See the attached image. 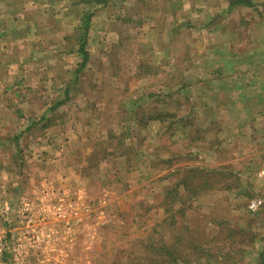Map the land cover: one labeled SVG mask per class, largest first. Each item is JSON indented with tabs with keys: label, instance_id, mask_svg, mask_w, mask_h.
<instances>
[{
	"label": "rangeland",
	"instance_id": "1",
	"mask_svg": "<svg viewBox=\"0 0 264 264\" xmlns=\"http://www.w3.org/2000/svg\"><path fill=\"white\" fill-rule=\"evenodd\" d=\"M30 2L33 33L4 17L17 35L0 56V225L29 213L47 240L54 217L57 240L37 260L15 238L8 264H129L150 233L188 229L183 244L219 237L200 264L261 262L264 0H109L81 71L86 4ZM201 174L222 180L197 191Z\"/></svg>",
	"mask_w": 264,
	"mask_h": 264
},
{
	"label": "trees",
	"instance_id": "2",
	"mask_svg": "<svg viewBox=\"0 0 264 264\" xmlns=\"http://www.w3.org/2000/svg\"><path fill=\"white\" fill-rule=\"evenodd\" d=\"M82 3L86 4V15H84L82 21H84L83 26L81 27L82 32L79 35V47L78 52L83 55V61L79 65V70H83V68L87 65L89 59H90V52L86 48L87 41H88V35H89V27L92 23V18L95 15V11L93 8H96L97 6H106L108 5L109 0H80ZM240 3L244 5H251L253 2L251 0H240ZM70 89L67 88L65 90L66 96L69 95ZM67 100V99H66ZM66 100H60L57 102L49 111H54L58 109L62 104L65 103ZM44 119H47V115H43ZM158 119V118H156ZM16 142L19 143V137L16 138ZM127 155L126 151L122 152L121 156L124 158V156ZM107 159V156H104L101 158V161H105ZM201 180L200 186H195V189L197 191L207 190L208 187L214 186L217 184V182H220L222 180V177L215 178L213 176H210L209 174H201V176H197ZM175 222V221H174ZM163 223H161L159 226H163ZM157 231V230H156ZM189 229L186 231L188 232ZM185 232V233H186ZM194 231H190V233H193ZM183 231H180V233H177L175 235V238L173 241H168L166 238L161 239L159 241V236H164V234H160L158 236H155L153 234H149L146 239H141L138 241V250L135 254L130 252V256H134L132 259H130L129 264H200L201 262L197 261V259L201 258L200 256L196 255L198 249L204 245H209L211 242H213L215 239H218L219 237H209L206 233H202V240L195 244H190L195 240V236H192V239L189 240V244H183L184 242V234ZM194 234V233H193ZM207 236V238H206ZM191 248V249H190ZM189 249L192 250L189 252ZM132 253V254H131ZM211 261V260H210ZM210 261H206L209 263ZM258 264H264V259L261 262H258Z\"/></svg>",
	"mask_w": 264,
	"mask_h": 264
},
{
	"label": "crops",
	"instance_id": "3",
	"mask_svg": "<svg viewBox=\"0 0 264 264\" xmlns=\"http://www.w3.org/2000/svg\"><path fill=\"white\" fill-rule=\"evenodd\" d=\"M35 2H36V0H33L32 5L34 8H35ZM30 3H31L30 0H0V6L4 5L6 7V10L0 13V56H1V54L6 53V51H7L6 47H10V44L8 43V39L13 38V36L17 35V32L15 30H13L12 27L11 28L9 27L12 25V23L15 22L14 21L15 19H13L12 22H8L7 19L4 20L6 13L13 12L17 17L16 21L20 22L22 20V21H24V23H28L29 24L28 28L30 27V29L28 30V33L31 31L33 33V30H31V27H35V26H31V25H33L32 23H34V21H33V18L31 19L29 17V14L31 13L29 11H34V10L33 9L29 10L28 5ZM17 25L18 24L15 25L16 28H17ZM14 33H16V34H14ZM238 62L240 63V65L243 68H245V65H247V64L244 65L245 60H239ZM4 68H5V66L2 62V59L0 58V71L3 70ZM3 85H4V82L2 83V81L0 79V89L3 87ZM4 98L5 97L3 96L2 92H0V103L3 102ZM262 119L264 120V116ZM0 122H1V120H0ZM262 124L264 125V121ZM263 131H264V129H263ZM263 137H264V134H263ZM1 140L4 141L5 136H1ZM1 146H4V144H0V147ZM0 202H3L4 205L6 207H8L7 200H5V202L4 201H0ZM67 214L71 215L69 213V210H68ZM5 216H6V221L9 222V224H6V228H5V234L9 238V245H10L9 250H13V251L15 250L14 245H12V244L18 243V242H16L15 238L17 239V241H21L18 243V245L20 247H22V249L26 248L23 250H25L27 253L36 252V254H35L36 257L38 256L37 251H42V250H40V247H41L40 241H42V240L45 241L46 243L53 245L54 246L53 251L56 250L55 249V246H56L55 243H56L57 239H56V231H55V225L56 224L54 222V219H55L54 217H48L47 219L46 218L43 219V220H47L44 223L50 225L48 227L50 233L47 235L49 239L46 240V239H40V234L43 235V233H44L42 222H39V223L37 222L35 224V228H33L31 230V226L26 227V225H24L23 227H21L22 222H26V219H27L26 215H24V218L22 217L19 220L14 219L13 217L9 218L8 213H6ZM28 216H30V214ZM26 233H28L30 236H27ZM22 236H24V239L22 238ZM63 239L65 240L66 245L68 247L69 246L71 247L72 238H67L66 236H63ZM60 245L61 244H59V246ZM9 253H11V252H9ZM21 257L23 259L26 258V256H22V255H21ZM37 260H39V256L37 257ZM16 264H19V263L17 262Z\"/></svg>",
	"mask_w": 264,
	"mask_h": 264
},
{
	"label": "built area",
	"instance_id": "4",
	"mask_svg": "<svg viewBox=\"0 0 264 264\" xmlns=\"http://www.w3.org/2000/svg\"><path fill=\"white\" fill-rule=\"evenodd\" d=\"M261 203H262L261 201H254L253 204L251 205V207L252 208H258ZM3 209L7 210L6 206H4ZM6 213H8V212L6 211L5 215H6ZM28 215H29V213L26 215V217L30 218V216H28ZM6 224H9V222L5 221V222H2V224L0 225V264H8L7 258L10 254L9 253L10 252V250H9V246H10L9 245V238L5 234ZM23 224H25L26 227L31 226V225H28V222H22L21 227L24 226Z\"/></svg>",
	"mask_w": 264,
	"mask_h": 264
}]
</instances>
